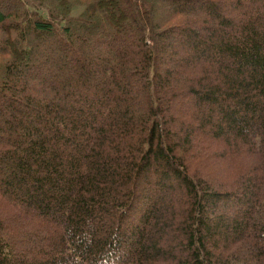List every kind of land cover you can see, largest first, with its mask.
Masks as SVG:
<instances>
[{
    "label": "trees",
    "instance_id": "obj_1",
    "mask_svg": "<svg viewBox=\"0 0 264 264\" xmlns=\"http://www.w3.org/2000/svg\"><path fill=\"white\" fill-rule=\"evenodd\" d=\"M0 264H264V0H0Z\"/></svg>",
    "mask_w": 264,
    "mask_h": 264
},
{
    "label": "rangeland",
    "instance_id": "obj_2",
    "mask_svg": "<svg viewBox=\"0 0 264 264\" xmlns=\"http://www.w3.org/2000/svg\"><path fill=\"white\" fill-rule=\"evenodd\" d=\"M84 10V6H80V5H78V6H73V7H71L70 9H68L67 11V15L68 16H77V15H79L82 11ZM60 19H57L56 20V26L59 28L60 27ZM176 40V39H175ZM175 40H173L174 42H175ZM177 42V41H176ZM96 45L95 44H93V45H91V49H93L94 47H95ZM97 46H98V44H97ZM115 46H117L118 48H120L121 47V45H115ZM103 57L101 56H99V57H97V59H96V62L99 60V59H102ZM53 67L55 68V70L57 71V72H60V69H61V67H60V64H58V63H54L53 64ZM76 68H78V67H76ZM44 76V75H43ZM85 78V77H84ZM160 194H163V192L162 193H159V195ZM167 195L168 196H171L172 195V193H167ZM165 193H164V195L163 196H167ZM229 208V207H228ZM235 210V209H234ZM225 211H227V209L226 210H224V209H220V212L221 213H223V212H225ZM236 211V210H235ZM136 221V219H134V217H130L129 219H127V221H126V223L127 224H129V226L125 223V226H127V228L129 229L130 228V226H131V224H132V222H135ZM127 229V230H128ZM122 235V234H121ZM38 245V244H37Z\"/></svg>",
    "mask_w": 264,
    "mask_h": 264
}]
</instances>
